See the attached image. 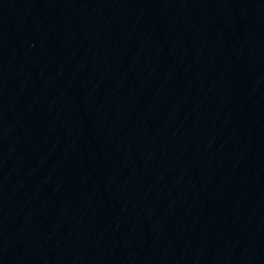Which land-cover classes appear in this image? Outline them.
<instances>
[{"label":"water","instance_id":"95a60500","mask_svg":"<svg viewBox=\"0 0 264 264\" xmlns=\"http://www.w3.org/2000/svg\"><path fill=\"white\" fill-rule=\"evenodd\" d=\"M0 264H264V0H0Z\"/></svg>","mask_w":264,"mask_h":264}]
</instances>
